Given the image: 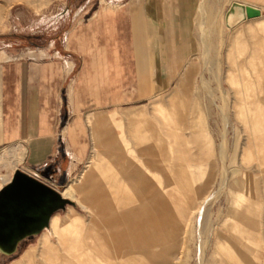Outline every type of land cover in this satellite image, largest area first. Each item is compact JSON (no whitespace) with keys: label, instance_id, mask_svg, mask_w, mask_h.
<instances>
[{"label":"rangeland","instance_id":"rangeland-1","mask_svg":"<svg viewBox=\"0 0 264 264\" xmlns=\"http://www.w3.org/2000/svg\"><path fill=\"white\" fill-rule=\"evenodd\" d=\"M62 1L0 0V47L50 42ZM205 1L196 50L171 88L97 112L114 115L96 125L99 139L93 115L75 117V169L52 183L58 193L75 184L73 205L54 213L60 224L75 213V226L23 236L0 264L27 249L26 264H264V8L229 20L228 3L213 13ZM140 109L148 122L131 114ZM43 236L57 260L40 255Z\"/></svg>","mask_w":264,"mask_h":264},{"label":"crops","instance_id":"crops-1","mask_svg":"<svg viewBox=\"0 0 264 264\" xmlns=\"http://www.w3.org/2000/svg\"><path fill=\"white\" fill-rule=\"evenodd\" d=\"M199 2L63 0L51 16L50 42L0 47V188L15 169L52 187L59 175H69L76 166L75 117L93 115L92 134L99 139L96 125L114 115L97 112L130 107L171 88L196 50L194 16ZM205 2L213 13L236 2L257 9L256 18L264 8V0ZM131 114L148 122L143 109ZM61 118H67L63 124ZM59 156L66 165L62 171ZM76 217L70 213L68 222L60 224L58 214H53L49 229L57 234L62 226L74 227ZM19 244L17 239L10 249L0 246V262ZM56 244L43 236V259L59 258ZM58 244L75 258L61 237ZM27 250L13 264H26Z\"/></svg>","mask_w":264,"mask_h":264},{"label":"bare ground","instance_id":"bare-ground-1","mask_svg":"<svg viewBox=\"0 0 264 264\" xmlns=\"http://www.w3.org/2000/svg\"><path fill=\"white\" fill-rule=\"evenodd\" d=\"M257 15V9L233 2L226 17L230 20ZM75 192L77 189L73 183L58 193L15 169L6 185L0 188V246L10 249L17 239L47 229L54 213L73 205V201L66 196ZM51 222L55 226L54 218ZM43 251L46 252L44 248Z\"/></svg>","mask_w":264,"mask_h":264}]
</instances>
